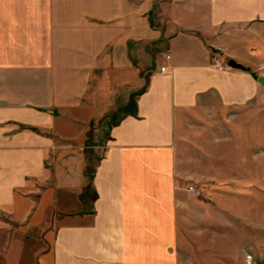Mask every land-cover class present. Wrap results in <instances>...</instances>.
Returning a JSON list of instances; mask_svg holds the SVG:
<instances>
[{
  "label": "crops",
  "instance_id": "obj_1",
  "mask_svg": "<svg viewBox=\"0 0 264 264\" xmlns=\"http://www.w3.org/2000/svg\"><path fill=\"white\" fill-rule=\"evenodd\" d=\"M262 39L264 0H0V264H179L182 157L256 106ZM162 41L145 79L129 44Z\"/></svg>",
  "mask_w": 264,
  "mask_h": 264
},
{
  "label": "rangeland",
  "instance_id": "obj_2",
  "mask_svg": "<svg viewBox=\"0 0 264 264\" xmlns=\"http://www.w3.org/2000/svg\"><path fill=\"white\" fill-rule=\"evenodd\" d=\"M164 49L163 41L129 44L134 69L146 79L158 61L157 54ZM263 49L264 39L256 53L258 64H252L255 71L251 75L258 81L260 93L256 106L210 111V131L218 132L220 140L206 144L209 149H219V157L211 158L209 166L202 163L201 153L194 155L193 166L182 157L186 178L180 180L179 186L186 197L183 212L187 220L182 219L181 223H189L186 227L192 226L194 234L179 235V264H264ZM257 66H263V71H258ZM91 132H87V144L92 143ZM200 134L193 139L196 152L201 150ZM217 158L219 164L214 162ZM92 166L87 162V169ZM189 184L194 185L198 195L183 191ZM75 193L68 190L62 198L74 202ZM87 195L90 198V192ZM21 247L25 259L24 244Z\"/></svg>",
  "mask_w": 264,
  "mask_h": 264
},
{
  "label": "built area",
  "instance_id": "obj_3",
  "mask_svg": "<svg viewBox=\"0 0 264 264\" xmlns=\"http://www.w3.org/2000/svg\"><path fill=\"white\" fill-rule=\"evenodd\" d=\"M212 65L215 67V69L220 70V71H222L226 68L225 66H223V64H221L220 60L215 56H213V58H212ZM163 71H164V69L162 68L160 70V72H163ZM186 191L192 195H195V196L198 195V192L194 189L193 185H189L186 188Z\"/></svg>",
  "mask_w": 264,
  "mask_h": 264
},
{
  "label": "water",
  "instance_id": "obj_4",
  "mask_svg": "<svg viewBox=\"0 0 264 264\" xmlns=\"http://www.w3.org/2000/svg\"><path fill=\"white\" fill-rule=\"evenodd\" d=\"M227 67L231 69L245 71V68L241 64L234 61L233 59L227 61Z\"/></svg>",
  "mask_w": 264,
  "mask_h": 264
}]
</instances>
